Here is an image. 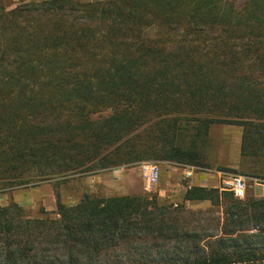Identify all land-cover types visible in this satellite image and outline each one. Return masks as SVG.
I'll list each match as a JSON object with an SVG mask.
<instances>
[{
  "label": "trees",
  "instance_id": "16d2710c",
  "mask_svg": "<svg viewBox=\"0 0 264 264\" xmlns=\"http://www.w3.org/2000/svg\"><path fill=\"white\" fill-rule=\"evenodd\" d=\"M235 6L233 0L1 5L0 192L81 170L191 159L197 138L216 123L244 126L243 153L264 151V82L257 81L264 80V64L243 62L236 42L264 39V0H252L246 11ZM157 199L85 193L66 203L58 194L56 210L43 208L38 217L12 201L0 206V264H105L110 251L134 243L140 256L124 264L264 260V199L232 205L226 236L207 245L199 239L184 245L182 237L190 236L174 226L167 238L182 242L173 246L175 255L157 239L172 228L157 215L166 209ZM184 200L217 204L220 193L192 186ZM251 227L256 231L246 233ZM233 231L244 232L241 240L228 236ZM143 232L150 246L138 243Z\"/></svg>",
  "mask_w": 264,
  "mask_h": 264
},
{
  "label": "rangeland",
  "instance_id": "374dc122",
  "mask_svg": "<svg viewBox=\"0 0 264 264\" xmlns=\"http://www.w3.org/2000/svg\"><path fill=\"white\" fill-rule=\"evenodd\" d=\"M22 0H0V6L4 5L7 9H13L21 3ZM41 2L42 0H27ZM89 2L95 0H81ZM232 1V0H230ZM235 7L246 11L249 9V3L252 0H233ZM250 39H238V49L244 53L243 62L248 64H264V59H257L256 56L264 55V39L260 43L248 42ZM230 44L232 39L227 40ZM247 53H252L253 59ZM258 82H264L258 79ZM245 128L242 125L231 124H212L209 126L207 133L197 138L196 148L192 151L193 158L182 160H150L160 164V180L158 184L147 189L143 174L141 162L125 164L119 167L106 169H89L77 171L65 179L60 177L37 180L33 183L18 186L14 189L0 192V206L10 204L15 201L23 206L27 212L38 217L41 215L43 208L54 211L57 208V195L60 200L66 203L77 202L85 193L99 196H116V195H147L149 199L157 196L158 203L166 205L164 221L168 222L172 228L163 235H158V242L165 243L166 250L175 255L179 250H175L182 244L178 235H173L168 239L167 235L173 231L176 226V232L179 234L187 233L189 239L182 237L184 245L193 244L195 240H201L203 245L212 243L217 238L226 236L223 232L225 221L229 217L228 212L233 210L232 205L239 201L234 198L232 193L223 190L221 187V173H240L247 177L264 175V151L255 154H245L242 150L243 134ZM189 143L190 137L183 139ZM187 143H184L186 150L191 151ZM183 144V142H182ZM149 161V160H146ZM192 186H206L217 188L220 193V202L213 204L210 200H184L187 189ZM255 200L264 199L260 189L250 183L248 195L242 200L241 205L245 206L249 198ZM151 209V207H149ZM253 228V227H251ZM255 228L245 231L246 233L255 232ZM235 238L241 240L243 231L231 232ZM139 240L141 246L153 244L151 236L143 232ZM243 239V238H242ZM257 240V239H256ZM148 241V242H147ZM136 243L132 246H125L118 251H110L104 256L108 262L105 264H117L115 261H121L123 264L133 261L140 256V250H136ZM153 255H160L158 251H152ZM51 251V255H57ZM59 256V255H58ZM67 256L61 254L59 259L67 262ZM121 263V264H122ZM264 264V263H260Z\"/></svg>",
  "mask_w": 264,
  "mask_h": 264
},
{
  "label": "built area",
  "instance_id": "2783aa9c",
  "mask_svg": "<svg viewBox=\"0 0 264 264\" xmlns=\"http://www.w3.org/2000/svg\"><path fill=\"white\" fill-rule=\"evenodd\" d=\"M142 174L147 189L154 188L160 180V164L155 161H143L141 164ZM222 189L232 193L234 198L238 200H245L248 195L250 183L254 184L260 189L261 195L264 198V178L260 176L247 177L240 173H221Z\"/></svg>",
  "mask_w": 264,
  "mask_h": 264
},
{
  "label": "crops",
  "instance_id": "0c3cea01",
  "mask_svg": "<svg viewBox=\"0 0 264 264\" xmlns=\"http://www.w3.org/2000/svg\"><path fill=\"white\" fill-rule=\"evenodd\" d=\"M260 263H264V260H262V261H257V262H255L254 264H260Z\"/></svg>",
  "mask_w": 264,
  "mask_h": 264
}]
</instances>
